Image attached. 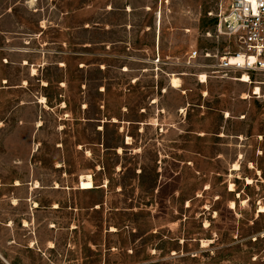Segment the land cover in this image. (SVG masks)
Wrapping results in <instances>:
<instances>
[{"label":"rangeland","instance_id":"rangeland-1","mask_svg":"<svg viewBox=\"0 0 264 264\" xmlns=\"http://www.w3.org/2000/svg\"><path fill=\"white\" fill-rule=\"evenodd\" d=\"M230 1L0 0V264H264V77L217 67Z\"/></svg>","mask_w":264,"mask_h":264},{"label":"built area","instance_id":"built-area-1","mask_svg":"<svg viewBox=\"0 0 264 264\" xmlns=\"http://www.w3.org/2000/svg\"><path fill=\"white\" fill-rule=\"evenodd\" d=\"M218 30L233 39L237 48L221 56L217 67L224 71H242L250 78L252 75L264 77V0H231L220 15ZM197 55L198 51L193 50L188 59H195ZM258 83L264 85V80Z\"/></svg>","mask_w":264,"mask_h":264},{"label":"bare ground","instance_id":"bare-ground-1","mask_svg":"<svg viewBox=\"0 0 264 264\" xmlns=\"http://www.w3.org/2000/svg\"><path fill=\"white\" fill-rule=\"evenodd\" d=\"M206 77H207L206 75H201V78L204 81L206 80ZM245 77H247V79H245ZM238 80L241 81V82H244V83H250L251 82L250 77L246 73H244L242 75V79H238ZM171 85L173 87H176V88L180 87L181 86V79L179 77H177V76H173L171 78ZM253 90H254V94L255 95H259L260 94L261 89H260V87L258 85L254 86ZM243 97H247V94H244ZM44 100H45V98L43 97L42 101H44ZM128 139H130V138L128 137L127 140ZM119 151H120V149H119ZM233 169L234 170H238L239 169V165L235 164ZM247 180H248V182H251V179H247ZM94 187H95V185H94L93 178H92L91 175H86V176H82L81 177V189H93ZM230 190L231 191L234 190V184L233 183H230ZM232 206H234V202H232L231 207ZM259 211L260 212H264V206H262Z\"/></svg>","mask_w":264,"mask_h":264},{"label":"snow or ice","instance_id":"snow-or-ice-1","mask_svg":"<svg viewBox=\"0 0 264 264\" xmlns=\"http://www.w3.org/2000/svg\"><path fill=\"white\" fill-rule=\"evenodd\" d=\"M233 63H238L237 61H233ZM245 79H247V77H245Z\"/></svg>","mask_w":264,"mask_h":264},{"label":"crops","instance_id":"crops-1","mask_svg":"<svg viewBox=\"0 0 264 264\" xmlns=\"http://www.w3.org/2000/svg\"><path fill=\"white\" fill-rule=\"evenodd\" d=\"M84 176H86V175H84ZM83 190H88V189H83Z\"/></svg>","mask_w":264,"mask_h":264}]
</instances>
